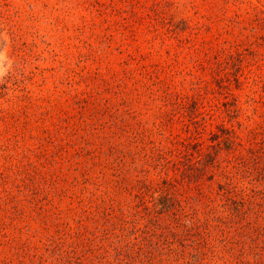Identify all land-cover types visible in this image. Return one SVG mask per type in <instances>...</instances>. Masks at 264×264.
Returning a JSON list of instances; mask_svg holds the SVG:
<instances>
[{"label":"rangeland","instance_id":"374dc122","mask_svg":"<svg viewBox=\"0 0 264 264\" xmlns=\"http://www.w3.org/2000/svg\"><path fill=\"white\" fill-rule=\"evenodd\" d=\"M0 264H264V0H0Z\"/></svg>","mask_w":264,"mask_h":264},{"label":"trees","instance_id":"16d2710c","mask_svg":"<svg viewBox=\"0 0 264 264\" xmlns=\"http://www.w3.org/2000/svg\"><path fill=\"white\" fill-rule=\"evenodd\" d=\"M162 196H163V198H165V200H166V197H167V195H165V194H162ZM168 198V197H167ZM169 200V199H168ZM166 205V204H165Z\"/></svg>","mask_w":264,"mask_h":264}]
</instances>
